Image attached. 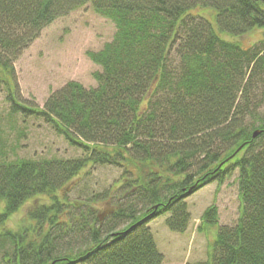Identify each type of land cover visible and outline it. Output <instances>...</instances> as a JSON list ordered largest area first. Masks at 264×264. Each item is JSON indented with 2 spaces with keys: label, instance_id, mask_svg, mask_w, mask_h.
Wrapping results in <instances>:
<instances>
[{
  "label": "trees",
  "instance_id": "1",
  "mask_svg": "<svg viewBox=\"0 0 264 264\" xmlns=\"http://www.w3.org/2000/svg\"><path fill=\"white\" fill-rule=\"evenodd\" d=\"M85 4L115 27L88 52L100 67L96 86L69 81L42 107L22 102L13 60L43 27ZM205 7L220 31L259 27L263 37L249 47L222 38L195 12ZM1 86L11 114L42 119L85 157L0 159V264H162L148 224L166 215L168 229L183 232L187 197L234 172L238 218L191 264H264L262 0H0ZM88 164L124 168L101 194L113 203L104 218L91 204L102 198L58 194ZM29 201L26 222L11 228ZM217 221L210 205L199 229Z\"/></svg>",
  "mask_w": 264,
  "mask_h": 264
},
{
  "label": "rangeland",
  "instance_id": "2",
  "mask_svg": "<svg viewBox=\"0 0 264 264\" xmlns=\"http://www.w3.org/2000/svg\"><path fill=\"white\" fill-rule=\"evenodd\" d=\"M204 16L224 39L249 47L263 37V29L254 27L248 32L233 35L220 31L214 10L210 7L195 9ZM115 31L108 18L97 13L90 4L70 11L43 27L39 35L13 60L16 94L19 100L42 107L47 97L69 81L86 88L95 87L94 73L100 70L88 56L110 41ZM7 90L0 87V159H74L85 157V152L71 144L42 119L11 114L6 99ZM264 111V105L259 107ZM124 168L117 165L88 164L71 182L58 192L62 198L85 200L102 193L116 184ZM95 198V199H96ZM95 211L104 218L113 205L102 198L91 202ZM189 221L183 232L171 231L166 215H160L148 226L158 249L163 253L162 264H191L207 258L211 243L219 226L233 225L239 212L237 172L222 183L209 182L186 199ZM210 205L218 211V221L208 229H199L201 215ZM32 202L25 203L11 216L8 225L17 229L26 222Z\"/></svg>",
  "mask_w": 264,
  "mask_h": 264
},
{
  "label": "water",
  "instance_id": "3",
  "mask_svg": "<svg viewBox=\"0 0 264 264\" xmlns=\"http://www.w3.org/2000/svg\"><path fill=\"white\" fill-rule=\"evenodd\" d=\"M256 1H257V0H256ZM262 1L264 2V0H262ZM258 132H259V130L254 131L253 134H252L253 137L256 136Z\"/></svg>",
  "mask_w": 264,
  "mask_h": 264
}]
</instances>
